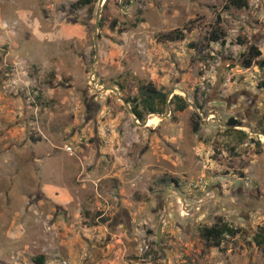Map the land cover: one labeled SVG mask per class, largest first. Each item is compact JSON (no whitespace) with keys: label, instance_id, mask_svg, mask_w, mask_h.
<instances>
[{"label":"rangeland","instance_id":"374dc122","mask_svg":"<svg viewBox=\"0 0 264 264\" xmlns=\"http://www.w3.org/2000/svg\"><path fill=\"white\" fill-rule=\"evenodd\" d=\"M78 1L0 0V264H264V0Z\"/></svg>","mask_w":264,"mask_h":264},{"label":"crops","instance_id":"0c3cea01","mask_svg":"<svg viewBox=\"0 0 264 264\" xmlns=\"http://www.w3.org/2000/svg\"><path fill=\"white\" fill-rule=\"evenodd\" d=\"M13 46L16 47V45H12V47ZM5 61H9L13 64L12 67H13L14 72L11 75L14 78H13V80L12 79L11 80L14 83H18V81H19L18 77H20V75L26 74L23 63L24 62L28 63V60L25 57H24V59H22L20 57H16V55L12 54L11 49H9L7 54L5 55ZM23 81H25V78H23ZM24 83H26V82H24ZM79 165H80V167L74 168L76 171L75 174H81L82 175L85 168L80 163H79ZM80 181H82V180H80ZM83 187H85V184H81V186H78L75 184L73 187H71V196H69V198H71V217H72V219L75 218L79 214V210L81 209V207H79L78 203H74L75 202V194L77 197V193H79ZM67 192H68L67 189L63 186L58 187V186L52 185V184L41 185L39 187V189L36 192H34V193H37V195H39V197L37 196V198L35 200L36 205L39 204V206H37L38 208L35 212L37 214H40L44 211L43 207L40 206V205L44 204V201L55 206V209H56L55 213L59 212V210L61 208L65 209L66 208L65 205L67 204V202L64 200L65 199L64 194ZM32 198L33 197L29 196V199H32ZM74 205L76 207H74ZM77 205H78V207H77ZM57 209H58V211H57ZM74 228H75V226H74ZM71 245H72V243H71ZM71 252L76 253L75 249H73V248H71ZM72 256H73V258H76L75 254H72ZM73 258H71V259H73Z\"/></svg>","mask_w":264,"mask_h":264},{"label":"trees","instance_id":"16d2710c","mask_svg":"<svg viewBox=\"0 0 264 264\" xmlns=\"http://www.w3.org/2000/svg\"><path fill=\"white\" fill-rule=\"evenodd\" d=\"M92 0H79L78 4L88 5L91 3ZM230 3L232 5L238 6V7H245L246 2L245 0H230ZM249 54L253 58L260 57L261 53L255 46L249 47ZM257 65L259 68L264 69V59H260L257 61ZM142 98V105L143 108H145L148 111H151L150 113L156 112L154 108V102L159 101L161 103H165V94L156 90L152 86L148 85L145 88H141L139 91ZM175 99L181 100L180 96H174ZM132 113L136 116L137 119H140L142 114L137 108L135 107L132 109ZM232 121V120H230ZM264 134V133H263ZM233 234L231 230L226 229L224 226H218L214 224L211 227L203 228L200 232V237L204 241V243L209 244L212 247L218 248L221 243L222 237L227 234ZM258 245H264V239H260L257 242ZM264 247V246H263ZM264 249V248H263ZM37 264H43V257H39V260L36 262Z\"/></svg>","mask_w":264,"mask_h":264},{"label":"water","instance_id":"95a60500","mask_svg":"<svg viewBox=\"0 0 264 264\" xmlns=\"http://www.w3.org/2000/svg\"><path fill=\"white\" fill-rule=\"evenodd\" d=\"M103 1L104 0H99L98 2V8H97V12H96V16H95V24H94V30H93V45H94V51L95 53L97 52V37H98V23H99V19H100V11H101V7H102V4H103ZM133 3V0L130 1V5H132ZM120 7L123 8L122 6V3L120 2ZM106 90H110L112 92H115L117 93V90L115 88H103L102 91H106ZM169 98V96H168ZM168 113H169V105L168 103H166V110H165V114L161 115V114H158L159 117H164V118H167L168 117ZM253 133V132H252ZM256 133V132H254ZM259 135H262L264 136L263 133H258ZM181 202L183 203V199H181ZM163 224H159L158 226V229H157V232H156V242H157V245H158V248H159V244H160V236H161V228H162Z\"/></svg>","mask_w":264,"mask_h":264},{"label":"flooded vegetation","instance_id":"af4514ba","mask_svg":"<svg viewBox=\"0 0 264 264\" xmlns=\"http://www.w3.org/2000/svg\"><path fill=\"white\" fill-rule=\"evenodd\" d=\"M229 121H230V120H229ZM126 222L128 223V225H130V223H129L128 219L126 220Z\"/></svg>","mask_w":264,"mask_h":264},{"label":"built area","instance_id":"2783aa9c","mask_svg":"<svg viewBox=\"0 0 264 264\" xmlns=\"http://www.w3.org/2000/svg\"><path fill=\"white\" fill-rule=\"evenodd\" d=\"M66 150H67V151H69V150H70V148H66Z\"/></svg>","mask_w":264,"mask_h":264}]
</instances>
